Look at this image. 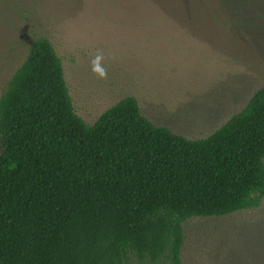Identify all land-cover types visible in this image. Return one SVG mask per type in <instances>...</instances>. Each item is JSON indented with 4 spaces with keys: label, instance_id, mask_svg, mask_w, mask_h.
Masks as SVG:
<instances>
[{
    "label": "trees",
    "instance_id": "obj_1",
    "mask_svg": "<svg viewBox=\"0 0 264 264\" xmlns=\"http://www.w3.org/2000/svg\"><path fill=\"white\" fill-rule=\"evenodd\" d=\"M154 1L184 2L196 26L224 17L219 0ZM263 160L264 88L202 139L154 125L133 97L88 125L34 38L0 94V264H181L185 221L260 205Z\"/></svg>",
    "mask_w": 264,
    "mask_h": 264
},
{
    "label": "rangeland",
    "instance_id": "obj_2",
    "mask_svg": "<svg viewBox=\"0 0 264 264\" xmlns=\"http://www.w3.org/2000/svg\"><path fill=\"white\" fill-rule=\"evenodd\" d=\"M219 1L221 21L196 26L184 2L0 0V94L30 41L43 37L86 124L133 97L154 125L205 138L264 88V0ZM182 229L181 264H264V197Z\"/></svg>",
    "mask_w": 264,
    "mask_h": 264
}]
</instances>
